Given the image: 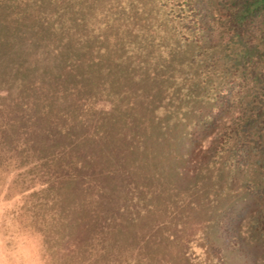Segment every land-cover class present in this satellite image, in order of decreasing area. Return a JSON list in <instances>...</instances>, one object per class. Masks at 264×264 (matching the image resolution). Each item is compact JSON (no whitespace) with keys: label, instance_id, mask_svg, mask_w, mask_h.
<instances>
[{"label":"trees","instance_id":"16d2710c","mask_svg":"<svg viewBox=\"0 0 264 264\" xmlns=\"http://www.w3.org/2000/svg\"><path fill=\"white\" fill-rule=\"evenodd\" d=\"M5 178L52 264H264V0H0Z\"/></svg>","mask_w":264,"mask_h":264},{"label":"rangeland","instance_id":"374dc122","mask_svg":"<svg viewBox=\"0 0 264 264\" xmlns=\"http://www.w3.org/2000/svg\"><path fill=\"white\" fill-rule=\"evenodd\" d=\"M9 181L7 178L4 183L2 180L0 181V241H3L0 258H3L6 264L9 261L15 264L16 259H24L19 255L23 250L24 254L37 264H52L39 234L26 230L14 219L17 217H15L14 211L21 205V201H19V197H5ZM8 219L9 223L7 224ZM10 219H13V223L10 222Z\"/></svg>","mask_w":264,"mask_h":264},{"label":"clouds","instance_id":"9594fccd","mask_svg":"<svg viewBox=\"0 0 264 264\" xmlns=\"http://www.w3.org/2000/svg\"><path fill=\"white\" fill-rule=\"evenodd\" d=\"M3 247V241H0V249H2ZM20 256H23L24 259L20 260V259H16L15 260V264H37V262L30 260L25 254L24 251L21 250L19 253ZM0 264H6V262L3 260V258H0ZM7 264H12L11 261L7 262Z\"/></svg>","mask_w":264,"mask_h":264}]
</instances>
